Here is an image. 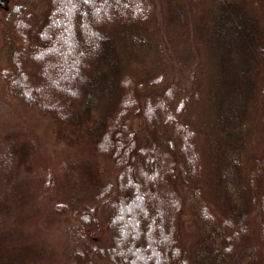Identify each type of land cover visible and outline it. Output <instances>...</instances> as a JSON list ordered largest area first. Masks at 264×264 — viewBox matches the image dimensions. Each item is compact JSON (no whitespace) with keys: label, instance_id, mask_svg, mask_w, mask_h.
<instances>
[{"label":"trees","instance_id":"16d2710c","mask_svg":"<svg viewBox=\"0 0 264 264\" xmlns=\"http://www.w3.org/2000/svg\"><path fill=\"white\" fill-rule=\"evenodd\" d=\"M44 1L0 0L1 10L5 3L10 5L13 28L20 39L8 36L9 59L0 66V83L6 84L8 97L18 106H34L70 134H79L98 155L104 154L106 169L113 167L117 191H109L105 177L104 193L112 194L102 195L98 208L84 206L86 211L81 214L82 225L89 230L100 211L110 243H81L83 248L73 254L85 257L86 264L104 260L113 264H187L176 233L184 224L193 228L192 213L197 211L207 223L199 252L205 264L217 260L244 264L243 249L233 256L230 239L237 243L245 235L251 204L264 217V146L260 158L248 166L244 152L250 134L242 127V121L254 111L250 71L264 57V27L253 11L257 1L214 0L212 4L208 38L220 72L207 93L212 137L208 142L204 134L202 147L194 128L174 121L170 89L162 95L148 93L143 108L137 102V82L145 89L154 85L133 74L130 60L146 43L142 29L150 2ZM38 2L44 5L37 18L31 8ZM234 51L238 60L232 58ZM129 68L133 75L127 74ZM187 110L180 112L184 116ZM133 117L145 123L143 133L131 131ZM201 149L210 168L208 180L215 202L222 201L228 210L225 214L213 216L211 204L193 186L192 178L200 176L197 155ZM108 159L115 164L109 166ZM246 189L251 202L244 200ZM257 221L264 235V220L258 217ZM222 222L233 235L223 233L224 227L217 224ZM10 259L0 255V264H8ZM198 264H203L201 259Z\"/></svg>","mask_w":264,"mask_h":264},{"label":"rangeland","instance_id":"374dc122","mask_svg":"<svg viewBox=\"0 0 264 264\" xmlns=\"http://www.w3.org/2000/svg\"><path fill=\"white\" fill-rule=\"evenodd\" d=\"M249 1L254 4L257 1L254 9L250 7L258 14L264 27V0ZM147 2H150L151 9L142 29L147 40L139 52L136 49L137 55L132 54L130 60L133 74L139 80H147L154 85L145 89L144 84L137 82V102L143 108L148 93L162 95L170 89L176 106L172 112L174 121L194 128L202 147L204 138L207 136L209 142L212 137V111L207 105V93L220 72L217 55L208 38L215 1ZM43 5L38 2L31 8L35 17L41 16ZM11 10L8 3L0 9V66L9 59L8 36L20 40L13 28L15 16ZM261 38L264 46V35ZM75 50H70L74 58ZM139 53L143 56H138ZM232 58L238 60L236 51ZM258 62L250 71L254 81L250 99L254 111L251 110L247 120L242 121L245 132L250 134L247 153L244 152L248 166L260 158L264 146V57ZM131 70L129 68L127 74H132ZM67 73L71 75L70 70ZM155 77L160 80L156 81ZM9 92L6 84L0 83V255L11 258L8 264H86L85 257L78 258L73 254L83 248L81 243L108 245L110 242L104 219L98 214L100 211L95 216L94 228L89 230L82 225L81 214L86 211L84 206L98 208L102 205L101 196L112 194L104 193L105 177L110 182L109 191H117L113 167L106 169L104 154L98 155L93 145L79 134H70L34 106H18L8 97ZM186 107L188 110L183 116L180 111H185ZM129 126L138 134L147 129L138 117L130 119ZM197 156L200 176L192 178L193 186L211 204L213 216L219 212L225 214L227 209L220 204L222 201L219 200V204L215 202L208 180L210 168L204 162L202 149ZM107 162L112 166L115 161L108 159ZM244 181L249 182L247 174ZM246 192L244 200L251 202L252 198L247 199L249 190ZM251 206H247L250 215L246 217L245 235L237 243L230 239L232 254L235 251L233 256H236L241 248L244 264L246 261L248 264H264V235L257 224V218L264 220V217L260 216L256 206ZM193 213V228H185L184 224L176 236L186 252L187 264H198L199 259L205 264L203 253L199 252L200 236L207 231V223L202 221L197 211ZM217 224L224 227L221 228L223 233L231 236L232 231L223 222ZM96 264L113 263L104 260L102 263L96 261ZM207 264L222 263L217 260Z\"/></svg>","mask_w":264,"mask_h":264}]
</instances>
